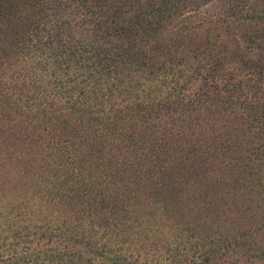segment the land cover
Segmentation results:
<instances>
[{
	"label": "trees",
	"instance_id": "trees-1",
	"mask_svg": "<svg viewBox=\"0 0 264 264\" xmlns=\"http://www.w3.org/2000/svg\"><path fill=\"white\" fill-rule=\"evenodd\" d=\"M0 0V264H264V0Z\"/></svg>",
	"mask_w": 264,
	"mask_h": 264
},
{
	"label": "rangeland",
	"instance_id": "rangeland-1",
	"mask_svg": "<svg viewBox=\"0 0 264 264\" xmlns=\"http://www.w3.org/2000/svg\"><path fill=\"white\" fill-rule=\"evenodd\" d=\"M230 0H214L213 4L209 6V11L207 12L208 15H216L217 10L220 8V5L228 2ZM263 1V0H261Z\"/></svg>",
	"mask_w": 264,
	"mask_h": 264
}]
</instances>
